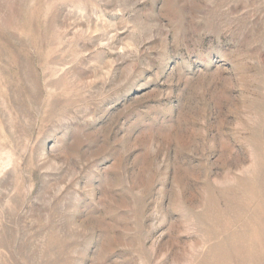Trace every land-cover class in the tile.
I'll use <instances>...</instances> for the list:
<instances>
[{"label": "rangeland", "instance_id": "obj_1", "mask_svg": "<svg viewBox=\"0 0 264 264\" xmlns=\"http://www.w3.org/2000/svg\"><path fill=\"white\" fill-rule=\"evenodd\" d=\"M0 264H264V0H0Z\"/></svg>", "mask_w": 264, "mask_h": 264}]
</instances>
